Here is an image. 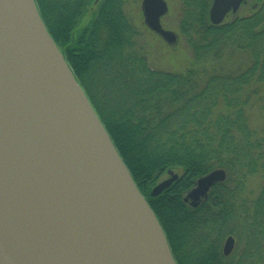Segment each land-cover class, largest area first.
Masks as SVG:
<instances>
[{"label":"trees","instance_id":"16d2710c","mask_svg":"<svg viewBox=\"0 0 264 264\" xmlns=\"http://www.w3.org/2000/svg\"><path fill=\"white\" fill-rule=\"evenodd\" d=\"M128 1L137 0H35L177 263L264 264V126L248 112L264 99V0L220 23L209 19L212 0H180L178 30L191 49L182 71L150 66L149 28L131 21ZM215 167L226 179L186 205L181 193ZM168 169L177 179L151 196ZM257 176L263 182L252 187ZM228 235L235 244L224 255Z\"/></svg>","mask_w":264,"mask_h":264},{"label":"water","instance_id":"95a60500","mask_svg":"<svg viewBox=\"0 0 264 264\" xmlns=\"http://www.w3.org/2000/svg\"><path fill=\"white\" fill-rule=\"evenodd\" d=\"M246 1L212 0L209 19L220 23ZM140 7L173 44L177 34L161 23L167 2ZM167 174L151 196L178 177ZM226 177L223 167L197 176L182 201L198 206ZM234 242L225 238L224 255ZM0 264H178L35 0H0Z\"/></svg>","mask_w":264,"mask_h":264},{"label":"rangeland","instance_id":"374dc122","mask_svg":"<svg viewBox=\"0 0 264 264\" xmlns=\"http://www.w3.org/2000/svg\"><path fill=\"white\" fill-rule=\"evenodd\" d=\"M168 4V11L161 17L163 27L173 30L177 34V39L173 44L164 41L158 34L150 29L144 30L143 15L140 9L141 0L128 1L125 11L131 21L142 32V41L146 49V55L150 66L166 71H182L188 66L191 59V49L186 42V38L179 32L178 23L180 16V0H165ZM251 1V0H250ZM253 2V0L251 1ZM239 14L247 13L246 6H241ZM236 64L234 65V67ZM262 84L260 87L262 88ZM264 97V89H263ZM250 122L257 127L264 126V99L256 101L249 109ZM163 175L160 179L166 177ZM159 179V180H160ZM158 180V181H159ZM263 182L262 177H253L251 186L256 187ZM157 183V182H156ZM155 183V184H156Z\"/></svg>","mask_w":264,"mask_h":264},{"label":"bare ground","instance_id":"6f19581e","mask_svg":"<svg viewBox=\"0 0 264 264\" xmlns=\"http://www.w3.org/2000/svg\"><path fill=\"white\" fill-rule=\"evenodd\" d=\"M81 114L83 115V116H85V117H90V115H89V113L85 110V109H81Z\"/></svg>","mask_w":264,"mask_h":264},{"label":"flooded vegetation","instance_id":"af4514ba","mask_svg":"<svg viewBox=\"0 0 264 264\" xmlns=\"http://www.w3.org/2000/svg\"><path fill=\"white\" fill-rule=\"evenodd\" d=\"M249 0H247V2H248ZM142 13V12H141ZM152 31V30H151Z\"/></svg>","mask_w":264,"mask_h":264}]
</instances>
